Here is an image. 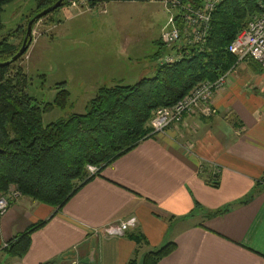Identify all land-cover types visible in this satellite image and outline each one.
Listing matches in <instances>:
<instances>
[{
  "label": "crops",
  "instance_id": "1",
  "mask_svg": "<svg viewBox=\"0 0 264 264\" xmlns=\"http://www.w3.org/2000/svg\"><path fill=\"white\" fill-rule=\"evenodd\" d=\"M251 65L260 75H243ZM246 83L257 91H247ZM263 96L261 65L246 58L215 91L212 116L187 115L143 140L53 216L55 208L28 196L12 201L0 215V247L31 224L50 220L32 234L23 258L0 249V264H128L136 251L168 241L177 247L158 264H264ZM203 163L209 169L201 175ZM210 173L219 186L209 182ZM230 204L223 214L205 216ZM131 218L137 226L130 232L144 233L147 244L95 232Z\"/></svg>",
  "mask_w": 264,
  "mask_h": 264
},
{
  "label": "trees",
  "instance_id": "2",
  "mask_svg": "<svg viewBox=\"0 0 264 264\" xmlns=\"http://www.w3.org/2000/svg\"><path fill=\"white\" fill-rule=\"evenodd\" d=\"M10 1L0 0V31L3 28L1 12ZM56 1L37 0L36 13ZM110 1L132 0H87L93 7ZM260 1L224 0L212 14L211 28L202 49L193 47L189 52L185 48L183 56L172 62L160 61L163 56L158 51L153 56L158 61L153 75L133 84L103 85L87 103L85 112H75L47 124L43 122L47 108H42L27 91L30 78L26 72L21 67H12L14 63L0 65V196L11 186H17L21 196L52 206L55 208L52 216L56 214L83 185L143 140L156 135L149 122L157 108L176 103L200 81L215 80L236 66L237 57L228 46L251 16L263 10ZM68 3L65 1L61 6ZM9 36L0 39V62L20 49L9 41ZM160 43L166 45L163 41ZM56 88L60 89L56 101L63 105L69 91L60 83ZM89 165L98 167V171L91 175ZM202 169L201 175L209 166L203 163ZM215 175L210 173L209 182L217 187L219 181ZM251 199V195L247 196L240 203ZM232 206L210 213L201 211L210 217L223 214ZM49 220L31 224L0 249L11 257L23 258L31 246L32 234ZM125 236L137 244L148 242L141 231H129ZM176 247L174 241H168L149 248L142 256V264H158ZM138 262L136 251L128 264Z\"/></svg>",
  "mask_w": 264,
  "mask_h": 264
},
{
  "label": "rangeland",
  "instance_id": "3",
  "mask_svg": "<svg viewBox=\"0 0 264 264\" xmlns=\"http://www.w3.org/2000/svg\"><path fill=\"white\" fill-rule=\"evenodd\" d=\"M165 1H110L93 7L87 0H74L34 24L29 48L12 67H21L30 78L27 91L47 108L45 124L85 112L103 85L133 84L153 75L156 52L175 55L176 46L160 43L163 34L173 28L171 15L177 14ZM37 5V0L6 3L1 12L0 39L10 34L9 41L21 47ZM253 73L260 75L251 65L243 75ZM59 83L69 91L63 105L56 101ZM246 87L249 92L257 91L251 83ZM145 247L139 251L138 264L149 250Z\"/></svg>",
  "mask_w": 264,
  "mask_h": 264
},
{
  "label": "built area",
  "instance_id": "4",
  "mask_svg": "<svg viewBox=\"0 0 264 264\" xmlns=\"http://www.w3.org/2000/svg\"><path fill=\"white\" fill-rule=\"evenodd\" d=\"M224 0H166L177 10L169 21L173 28L166 31L162 41L167 46H176L175 55H166L160 58L162 62H172L180 59L183 49L192 51L193 47L202 49L211 28L213 12ZM263 10L251 16L245 28L231 41L228 50L237 57V64L246 58L253 59L261 65L264 73V1H260ZM175 49V47H174ZM236 64V66H237ZM233 67L215 80H203L196 84L184 97L169 106H162L153 112L149 125L152 133L165 131L172 125L184 122L187 115L199 113L209 117L216 112L213 105V96L216 90L222 89L233 70ZM91 175L98 171V167L88 166ZM17 186L0 196V215L7 213L13 200L21 196ZM137 226V219L114 220L96 228L95 232L111 236L122 237L133 227Z\"/></svg>",
  "mask_w": 264,
  "mask_h": 264
},
{
  "label": "water",
  "instance_id": "5",
  "mask_svg": "<svg viewBox=\"0 0 264 264\" xmlns=\"http://www.w3.org/2000/svg\"><path fill=\"white\" fill-rule=\"evenodd\" d=\"M65 1L72 2L74 0H57L54 4L46 7L45 9L41 10L40 12L36 13L33 17H31L27 25L26 34L22 46L11 58L6 61L0 62V65H8L18 60L27 51L31 44L33 38L32 31L34 24L45 15L51 13L52 11L60 7Z\"/></svg>",
  "mask_w": 264,
  "mask_h": 264
}]
</instances>
